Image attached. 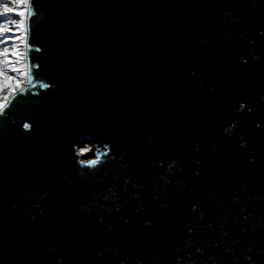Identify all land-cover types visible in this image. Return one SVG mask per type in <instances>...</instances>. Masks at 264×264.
Segmentation results:
<instances>
[{
	"label": "water",
	"instance_id": "water-1",
	"mask_svg": "<svg viewBox=\"0 0 264 264\" xmlns=\"http://www.w3.org/2000/svg\"><path fill=\"white\" fill-rule=\"evenodd\" d=\"M25 28L0 264H264V0H27Z\"/></svg>",
	"mask_w": 264,
	"mask_h": 264
},
{
	"label": "rangeland",
	"instance_id": "rangeland-1",
	"mask_svg": "<svg viewBox=\"0 0 264 264\" xmlns=\"http://www.w3.org/2000/svg\"><path fill=\"white\" fill-rule=\"evenodd\" d=\"M5 8H10L12 11H5ZM26 10L27 0H22V2L21 0H2L0 3V29H7V31L0 30V40L3 41L0 42L2 44L0 50V89H3L4 86L11 87L5 95L12 94L27 84ZM22 12L24 15H21ZM5 49L8 50L7 53H5ZM90 149V144H84L79 148V152L85 153Z\"/></svg>",
	"mask_w": 264,
	"mask_h": 264
},
{
	"label": "trees",
	"instance_id": "trees-1",
	"mask_svg": "<svg viewBox=\"0 0 264 264\" xmlns=\"http://www.w3.org/2000/svg\"><path fill=\"white\" fill-rule=\"evenodd\" d=\"M0 3H2V0H0ZM1 48H2V44L0 43V50ZM10 89L11 87L8 86H4L3 89H0V104L4 103L8 99L11 93L7 95H5V93H7Z\"/></svg>",
	"mask_w": 264,
	"mask_h": 264
},
{
	"label": "snow or ice",
	"instance_id": "snow-or-ice-1",
	"mask_svg": "<svg viewBox=\"0 0 264 264\" xmlns=\"http://www.w3.org/2000/svg\"><path fill=\"white\" fill-rule=\"evenodd\" d=\"M21 2H22V0H21ZM5 11H12V9H10V8H5ZM21 15H24V13L22 12ZM21 23H23V21H21ZM0 30L7 31L6 28H5V29H0ZM0 42H3V41L0 40ZM7 51H8V50L5 49V53H7ZM13 54H15V53H13ZM13 70H15V69H13ZM41 86H42L43 88H48V87H49L48 84H43V85H41ZM24 127H25V128H29L30 125L25 124ZM96 162H97L96 160H91V161H87V162H85V163H87V164H91V165H95Z\"/></svg>",
	"mask_w": 264,
	"mask_h": 264
}]
</instances>
